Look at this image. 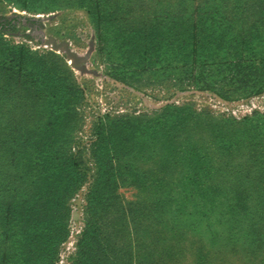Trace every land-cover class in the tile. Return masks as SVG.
<instances>
[{
	"label": "rangeland",
	"instance_id": "rangeland-1",
	"mask_svg": "<svg viewBox=\"0 0 264 264\" xmlns=\"http://www.w3.org/2000/svg\"><path fill=\"white\" fill-rule=\"evenodd\" d=\"M0 18V264H264V0Z\"/></svg>",
	"mask_w": 264,
	"mask_h": 264
},
{
	"label": "trees",
	"instance_id": "trees-1",
	"mask_svg": "<svg viewBox=\"0 0 264 264\" xmlns=\"http://www.w3.org/2000/svg\"><path fill=\"white\" fill-rule=\"evenodd\" d=\"M0 21H2L1 18H0ZM15 21H16V19H12L7 24L0 23V31L8 30L9 29L8 27L11 26Z\"/></svg>",
	"mask_w": 264,
	"mask_h": 264
},
{
	"label": "water",
	"instance_id": "water-1",
	"mask_svg": "<svg viewBox=\"0 0 264 264\" xmlns=\"http://www.w3.org/2000/svg\"><path fill=\"white\" fill-rule=\"evenodd\" d=\"M22 20H23V22H24L25 24H27V22H28V19H27V18H23Z\"/></svg>",
	"mask_w": 264,
	"mask_h": 264
},
{
	"label": "flooded vegetation",
	"instance_id": "flooded-vegetation-1",
	"mask_svg": "<svg viewBox=\"0 0 264 264\" xmlns=\"http://www.w3.org/2000/svg\"><path fill=\"white\" fill-rule=\"evenodd\" d=\"M2 24H5V22H1Z\"/></svg>",
	"mask_w": 264,
	"mask_h": 264
}]
</instances>
